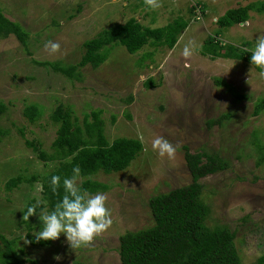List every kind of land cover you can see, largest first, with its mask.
Listing matches in <instances>:
<instances>
[{
	"label": "rangeland",
	"instance_id": "374dc122",
	"mask_svg": "<svg viewBox=\"0 0 264 264\" xmlns=\"http://www.w3.org/2000/svg\"><path fill=\"white\" fill-rule=\"evenodd\" d=\"M255 1L161 0L162 7L151 10L144 0H0L2 14L26 33L25 43L13 34L0 36V100L6 106L0 116L5 131L0 139V234L15 240L17 255L27 259L24 264H121L119 236L153 224L150 198L190 182L184 146L190 152L217 154L228 163L225 170L200 179L201 198L210 211L206 224L228 227L242 264L257 263L264 254V163L257 164L260 153L252 134L257 131L264 143V109L253 114L255 102L264 97V76L250 61L202 52L208 36L222 45L221 53L228 45L235 52L250 51L256 37L264 34V13L250 11L247 23L229 27H220L216 20L229 8ZM194 4L199 12L190 10ZM131 17L152 27L183 18L187 27L172 48L145 45L130 54L117 45L100 66L76 68L80 79L53 67L77 64L85 40ZM190 40L196 46L186 61L182 50ZM46 41L58 42L60 51L49 54ZM148 51L152 57L140 61ZM148 78L151 87H145ZM59 104L72 111L84 137V117L91 122V111L100 110L109 143L131 137L143 145L124 170L88 176L106 186L96 192L107 195L113 223L90 246L77 249L69 247L63 233L46 246L30 240L42 227L39 213L44 207L49 211L40 179L59 162L41 159L26 140L47 155L54 153L59 123L51 114ZM30 105L39 110L34 121L24 114ZM218 118L220 122H210ZM157 136L177 146L174 158L153 150ZM16 175L37 179L6 189ZM86 178L80 176L78 184ZM38 200L42 205L37 214L23 220L27 207Z\"/></svg>",
	"mask_w": 264,
	"mask_h": 264
},
{
	"label": "trees",
	"instance_id": "16d2710c",
	"mask_svg": "<svg viewBox=\"0 0 264 264\" xmlns=\"http://www.w3.org/2000/svg\"><path fill=\"white\" fill-rule=\"evenodd\" d=\"M194 7L195 5L190 10L194 11ZM250 11L264 13V0L229 8L216 22L220 27L239 24L247 21ZM186 27L187 23L183 18H175L163 26L152 27L143 25L131 17L124 23L105 27L95 37L85 40L84 52L77 64L67 66L53 64V67L68 77L80 79V72L74 73L76 68L86 65L92 68L100 66L117 45L123 46L130 54L139 52L145 45L172 48ZM9 34L17 36L22 43L26 41L23 29L4 16L0 9V36ZM206 42L202 47L203 53L250 61V51L235 52L233 45H228L229 49L221 53L222 45L218 44L213 36H208ZM152 54V51L146 52L140 61L151 58ZM217 81L221 82L219 79ZM221 83L233 90L228 83L224 81ZM151 86L153 81L148 78L145 87ZM235 95L238 98L246 97L239 93ZM131 100L130 96L129 101ZM263 109L264 97H261L254 104L253 114L258 115ZM5 110L6 106L0 100V116ZM99 112L100 110L91 111V122L84 117L83 125L87 134V137H84L83 128L77 123L72 111L59 104L51 114L52 120L59 123L57 136L52 144L54 148L52 155H47L37 144L26 140V144L37 152L41 159L59 162L58 166L40 179L43 199L47 202L49 211L54 209L55 204L64 195L63 179L73 175L72 169L76 165L81 169L80 176L87 177L81 182V187L93 193L106 186L100 185L88 176L101 170L105 173L122 171L143 149L141 141L137 138L118 137L109 143L104 136L102 121L98 117ZM24 114L30 121H34L39 116V110L36 106L30 105L25 108ZM220 120L218 118L210 122ZM4 132L0 127V139ZM252 137V142L260 153L257 164L264 163V143L257 131H253ZM184 160L191 177L190 182L150 198L148 205L153 224L136 231H126L119 236L118 255L121 264H242L235 247L233 231L226 226L210 228L206 224L210 211L201 198L203 185L200 179L225 170L228 163L217 154L207 151L190 152L186 146ZM53 175L61 177L58 194H54L50 188ZM35 179H37L35 175L30 178L22 175L12 176L5 187L11 190L24 181L31 182ZM30 240L37 246H46L51 242V240L37 242L34 237ZM15 246L14 239H7L0 234V264H24L27 261L17 255ZM256 264H264V254L258 258Z\"/></svg>",
	"mask_w": 264,
	"mask_h": 264
},
{
	"label": "clouds",
	"instance_id": "9594fccd",
	"mask_svg": "<svg viewBox=\"0 0 264 264\" xmlns=\"http://www.w3.org/2000/svg\"><path fill=\"white\" fill-rule=\"evenodd\" d=\"M144 4L151 10L162 7L161 0H144ZM194 5V10H196V4ZM195 46V41L192 40L185 44L182 56L186 61L193 55ZM44 48L49 54H55L60 51V44L46 41ZM250 53L251 64L262 69L260 75L264 76V34L256 37L254 47L250 50ZM186 66L189 65L186 64ZM152 148L159 156L168 158H174L177 150V146L163 136H157L153 139ZM72 172L73 175L71 177L63 179L64 195L55 204L54 209L48 211L44 207L39 213L42 227L34 233V238L37 242L41 240L55 241L63 233L70 248L88 247L96 237L102 235L111 227L113 220L111 211L106 206L107 195L103 192L89 193L88 190L83 189L78 184V178L81 174L79 165L73 167ZM60 187L61 177L53 175L50 180L52 192L58 194ZM41 205L42 202L38 200L28 206L26 212H24L23 220H29V217L36 215L37 207H41ZM55 259L60 260L61 257L57 255Z\"/></svg>",
	"mask_w": 264,
	"mask_h": 264
},
{
	"label": "built area",
	"instance_id": "2783aa9c",
	"mask_svg": "<svg viewBox=\"0 0 264 264\" xmlns=\"http://www.w3.org/2000/svg\"><path fill=\"white\" fill-rule=\"evenodd\" d=\"M196 10L199 11V10H198V7L196 8Z\"/></svg>",
	"mask_w": 264,
	"mask_h": 264
}]
</instances>
